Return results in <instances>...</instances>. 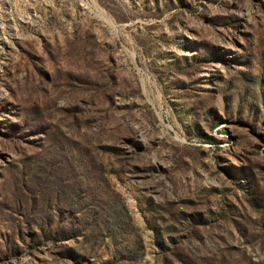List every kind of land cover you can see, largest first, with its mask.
I'll return each instance as SVG.
<instances>
[{"label":"rangeland","instance_id":"374dc122","mask_svg":"<svg viewBox=\"0 0 264 264\" xmlns=\"http://www.w3.org/2000/svg\"><path fill=\"white\" fill-rule=\"evenodd\" d=\"M0 264H264V0H0Z\"/></svg>","mask_w":264,"mask_h":264},{"label":"trees","instance_id":"16d2710c","mask_svg":"<svg viewBox=\"0 0 264 264\" xmlns=\"http://www.w3.org/2000/svg\"><path fill=\"white\" fill-rule=\"evenodd\" d=\"M104 225H105V223H104ZM100 233L102 235L103 234V230L99 229L98 228V223H96V221L93 220L91 222V228L89 230V234L88 235H90L93 239H95V238L99 237Z\"/></svg>","mask_w":264,"mask_h":264}]
</instances>
